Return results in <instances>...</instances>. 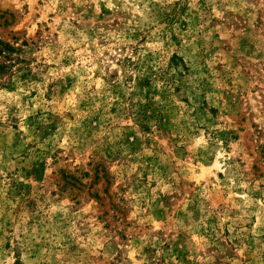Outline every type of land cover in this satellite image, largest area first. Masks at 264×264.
Masks as SVG:
<instances>
[{
  "label": "rangeland",
  "instance_id": "374dc122",
  "mask_svg": "<svg viewBox=\"0 0 264 264\" xmlns=\"http://www.w3.org/2000/svg\"><path fill=\"white\" fill-rule=\"evenodd\" d=\"M0 51V264H264V0H0Z\"/></svg>",
  "mask_w": 264,
  "mask_h": 264
},
{
  "label": "trees",
  "instance_id": "16d2710c",
  "mask_svg": "<svg viewBox=\"0 0 264 264\" xmlns=\"http://www.w3.org/2000/svg\"><path fill=\"white\" fill-rule=\"evenodd\" d=\"M7 48L10 50L9 47H7V46L4 45L3 49H7ZM0 54H1V51H0ZM3 68H4V66H3V65H0V71H1Z\"/></svg>",
  "mask_w": 264,
  "mask_h": 264
}]
</instances>
